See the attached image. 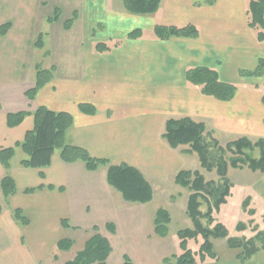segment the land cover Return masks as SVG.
Returning a JSON list of instances; mask_svg holds the SVG:
<instances>
[{"label": "crops", "instance_id": "crops-1", "mask_svg": "<svg viewBox=\"0 0 264 264\" xmlns=\"http://www.w3.org/2000/svg\"><path fill=\"white\" fill-rule=\"evenodd\" d=\"M45 4V0H0V28L11 24L5 35L0 33V151L22 142L34 129V112L45 106L73 117L65 135L67 145L84 148L110 164L138 168L155 196L154 181L175 179L188 162L198 163L189 146L174 149L163 137L169 119L203 122L206 132L224 141L264 139V75L242 73L255 71L264 58V42L248 24L249 0H161L152 15L131 14L122 0H82L72 12L77 15L71 28H65V21L64 32L58 34L35 26L37 9ZM59 19L48 21L58 24ZM188 24L199 29L198 38L161 39L154 30L157 25ZM136 29L141 36L129 37ZM39 36L43 47L36 44ZM48 40L52 47L46 49ZM99 43L109 49L99 50ZM43 49L46 65L37 62ZM40 65L55 71L30 99L26 92L35 87ZM197 67L214 69L220 80L236 85L234 98L223 101L204 95L187 79L188 70ZM82 104L93 106L96 113L82 111ZM21 111L30 114L10 127L8 115ZM25 158L16 148L9 170L0 162V189L7 174L17 185L9 198L1 189L0 264H55L62 253L72 250L60 251L58 243L73 240L69 231L77 225L69 219H77L81 205H99V213L108 214V205L125 200L107 181L108 165L91 171L83 161L65 162L60 149L44 168L23 166ZM15 208L24 211L29 224L14 219ZM91 210L88 206L87 212ZM107 231L102 235L111 241L117 227L115 233L108 227ZM216 264H264V251L246 263L217 258Z\"/></svg>", "mask_w": 264, "mask_h": 264}, {"label": "trees", "instance_id": "trees-1", "mask_svg": "<svg viewBox=\"0 0 264 264\" xmlns=\"http://www.w3.org/2000/svg\"><path fill=\"white\" fill-rule=\"evenodd\" d=\"M214 0H206L212 3ZM125 9L134 15H152L155 14L161 4V0H122ZM59 9H56L54 17L49 18L50 21L59 19ZM248 24L249 27L256 32L258 41L264 42V0H249L248 5ZM76 15L65 22V28H71ZM11 24L5 23L0 28L1 35H5ZM155 34L161 39L172 37L180 38H198L199 29L192 24L185 26L175 25H157ZM141 30L136 29L129 34V37L136 38L141 36ZM38 47H43L42 36H39L37 42ZM99 50H107L109 46L104 43L97 45ZM55 67L43 68L37 66L36 85L34 88L26 92L30 99H34L38 91L52 80ZM250 75L261 77L264 75V58H260L259 65ZM187 79L193 85L199 86L204 95L217 98L219 100L228 101L234 98L237 86L220 80L218 73L208 67H197L188 70ZM264 103V93L262 97ZM81 110L90 114H95L96 109L88 104H82ZM30 114L27 111L10 113L8 115V125L15 127L20 125L24 118ZM35 126L33 130L26 133L22 142L16 144L15 147L3 148L0 151V162L2 166L9 170L11 168L12 159L15 156L16 148H21L27 155V158L21 161L25 167L44 168L51 164L52 157L57 149L61 150V157L67 163L83 161L88 170H96L98 167L108 165L107 181L116 190H118L125 201L130 203L146 204L153 200L154 192L150 182L144 177L141 171L128 164H110L106 159H98L92 157L89 152L81 147L67 145L65 143V135L73 125V117L65 112H54L45 106H40L35 112ZM206 125L203 122H197L190 117L179 119H169L166 122L163 137L166 139L170 147L176 149L180 146H190L188 152L196 153L200 160L201 166L212 171L214 164L210 159L211 142L206 139ZM215 144H218L214 140ZM227 148L234 154L230 158V164L234 168H243L247 166L253 172L264 173V139L260 138L253 142L247 137H241L227 144ZM255 148L260 149V158H253L246 150L253 151ZM227 160L223 157L217 164L219 174L225 178L227 171ZM175 183L190 191L187 202V215L193 223V228L179 230L180 247L183 253L177 256L175 261L165 260L164 264H199L206 262L207 259H216L217 255L214 251L213 239H228V244L232 248L241 249L236 259L240 263H246L252 259L260 251H264V231L260 232L256 239L247 242L229 237L228 228L217 223L213 229L203 225L202 219L207 218L213 221L214 207L219 209L225 204L227 197L230 195V182L225 181L222 185H215L207 182L205 177L199 171L181 170L175 177ZM42 187V186H41ZM38 188H28L26 193H33ZM50 189L54 186L50 185ZM1 189L6 198L13 196L17 192L15 179L7 174L1 180ZM60 189H63L61 187ZM214 199V204H213ZM203 202L208 205V211L204 214L200 207ZM2 207L0 206V213ZM14 219L23 225L29 224V220L21 208H15ZM171 222L170 213L165 209H160L155 218V231L158 235L165 237L169 233V224ZM63 223L68 226L64 220ZM111 233H115L116 227L113 223L107 225ZM95 230L98 228L95 226ZM199 237L203 238L202 243L197 251L188 247L190 241H199ZM260 240L261 245L256 244ZM74 245L73 240L62 239L58 243L60 251H69ZM113 252V247L109 238L100 233H95L85 242L84 247L77 252L74 258L67 260L65 264H107V260ZM122 264H134L132 260L125 256Z\"/></svg>", "mask_w": 264, "mask_h": 264}, {"label": "rangeland", "instance_id": "rangeland-1", "mask_svg": "<svg viewBox=\"0 0 264 264\" xmlns=\"http://www.w3.org/2000/svg\"><path fill=\"white\" fill-rule=\"evenodd\" d=\"M45 1V7L37 9L34 18L35 26L45 33L55 32V34L64 32L63 22L74 17L73 10L82 4V0H78V2L77 0ZM56 9H59L61 18L59 17L58 24L51 25L48 18L54 17ZM51 43L48 40L46 49L52 47ZM44 52V49L38 51L37 62L46 65ZM242 73L246 77L251 76V72L244 71ZM206 139L211 142L210 159L214 164L213 170L204 169L198 157H196L198 163L188 162L185 170H197L202 173L207 182H212L215 185L220 186L225 181H229L231 189L226 203L222 204L219 209L214 207L213 221L203 218L202 223L210 229H213L217 223H222L228 228L229 237L244 242L256 239L257 235L264 231V173L253 172L247 166L242 169L231 166L230 158L234 154L227 148V144L234 140L217 139L210 132H206ZM214 140L218 144H215ZM252 141L255 142L257 139ZM246 153L257 159L261 156L259 148H255L253 151L246 150ZM221 157L228 163L225 178L219 174L217 169ZM154 183L156 185L154 199L146 204L127 203L123 200L113 201L112 205L107 206L108 214H104L103 211V213H99L101 207L99 205H81L80 210L76 213L77 219H69L71 224L77 225L71 227L69 231L74 242L72 250L62 253L61 260L55 264H65L84 247L87 239L95 233L107 235L109 223L116 225L117 234L111 239L113 252L108 258L107 264H122L125 256H128L134 264H164L167 259L175 261L177 256L183 253L178 236L179 230L193 228L192 220L186 212L190 191L177 185L173 176L164 178L160 183L158 181H154ZM0 206H3L2 202H0ZM88 206H91L90 212H87ZM160 209L167 210L171 216L168 226L169 233L165 237L158 235L155 231V218ZM200 209L205 214L208 211V205L203 202ZM95 226L98 227L97 232L94 229ZM2 229L4 228L0 225V230ZM202 241L203 238L199 237L198 242L190 241L188 247L197 251ZM212 242L217 258L223 262L236 258L241 252V249L230 247L227 238L213 239ZM256 244L261 245L262 242L257 240ZM217 258L207 259L205 263L199 264H216Z\"/></svg>", "mask_w": 264, "mask_h": 264}]
</instances>
